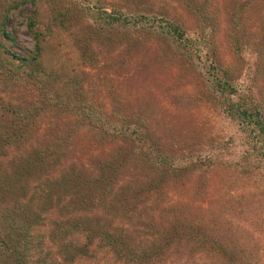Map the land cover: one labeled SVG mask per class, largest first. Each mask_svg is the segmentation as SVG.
Wrapping results in <instances>:
<instances>
[{
  "label": "rangeland",
  "instance_id": "rangeland-1",
  "mask_svg": "<svg viewBox=\"0 0 264 264\" xmlns=\"http://www.w3.org/2000/svg\"><path fill=\"white\" fill-rule=\"evenodd\" d=\"M49 1L27 0L21 5L18 0H0V21L7 5L17 6L9 11L5 30L11 40L0 38L3 48L17 55L33 51L34 41L18 11L30 15L42 34L40 65L72 80L76 90L92 93L110 120L117 118L109 115L113 102L121 103L124 117H120L162 153L163 167H168L167 158H174L169 169L178 168L180 174L154 177L150 169L124 162L111 184L114 196L159 180L158 189L137 201L135 225L121 223L120 217L105 223L106 233L118 235L115 229L122 230L135 253H147L159 232L174 228L171 233L176 236L166 249H151L149 258L139 263L106 246V236L87 239V230L73 233L63 245L60 224L76 217L55 200L40 202L42 188L33 191L34 182H29L20 202L34 205L40 215L37 234L44 237L39 244L43 254L54 264H67L62 255L69 245L80 252L68 264H264V159L259 144L242 132L226 114L227 105L221 104L229 97L233 102L264 105V0H98V7L119 23L112 28L114 33L98 38L81 35L82 24L57 29L50 23L54 5ZM83 24L89 26L91 21ZM176 30L190 40L184 55L174 46ZM223 77L234 94L228 88L223 94L213 88L212 83ZM21 93L22 89L0 81V102L19 99L25 105ZM32 129L27 136L33 137L35 146L41 145L48 131L40 123ZM125 149L121 142L101 145L78 134L71 157L42 170L38 182L65 168L94 174L92 160ZM7 165L2 161L3 167ZM4 200L0 196V215ZM82 215L105 218L106 213L94 207L77 216Z\"/></svg>",
  "mask_w": 264,
  "mask_h": 264
},
{
  "label": "trees",
  "instance_id": "trees-1",
  "mask_svg": "<svg viewBox=\"0 0 264 264\" xmlns=\"http://www.w3.org/2000/svg\"><path fill=\"white\" fill-rule=\"evenodd\" d=\"M186 1L192 3L190 0ZM26 2L27 0H18L21 5ZM49 2L54 5L50 23L62 31L68 30L73 24H82L81 35L93 34L98 38L115 32L112 28L119 25L108 15L109 13L98 7V0H50ZM16 7L14 4L7 5L2 13L0 38L4 40H11L5 25L10 17L9 11ZM18 15L23 19L25 29L34 41V45L33 51L28 55H17L0 44V81L4 80L13 89H22L21 97L25 98L23 103L25 105L20 104L19 99L7 104L2 100L0 102V196L7 201L0 215V264H54L48 254H43L39 248V244L44 240V237L37 234L39 213L34 209V205L20 202V198L25 197L24 191L29 182H34L33 191H37L38 187L42 188L38 193L43 197L40 202L55 200L57 205H63L68 213L76 217V220H69L70 223L60 224L58 234L63 245L73 233L87 230L89 233L87 239L89 236L103 240L106 236L108 240H104L106 246L113 248L114 252L127 261L137 263L146 261L151 249L153 252L165 250L172 242L176 236L171 233L174 228L168 232H159L160 238L153 241L152 248L145 249L150 250L147 253H135L133 248L126 244V235H123L122 230L115 229L118 235H113L110 231L106 233L105 223L108 219L120 217L121 223L135 225L138 220L137 212L139 213L137 201L140 203L154 189H158L159 180L141 183V186L132 189L129 187L122 194L114 196L110 195L111 184L115 182L116 174L120 172L124 162L139 164L141 169L144 167L150 169L154 177L170 178L175 172L179 173L178 168L169 169L174 158L171 157L170 160L167 158L168 167H163L162 153L154 148L145 135L120 117L123 116L121 103L116 100L113 102L109 115L117 118L110 120L104 109L97 106V100L93 98L92 93L87 94L88 92L82 88L76 90L77 86L73 88L72 80L62 77L61 73L56 74L52 70L44 69L40 65L43 50L40 43L41 31L36 29L35 21L30 15L21 11H18ZM84 20H90L91 24L84 25ZM120 25V35L123 36L125 28L121 22ZM141 35L139 32L138 36ZM173 36L174 46L182 50L184 55L190 40L186 39L179 30L174 31ZM84 44L88 45L89 41ZM90 45L87 49H90ZM223 78L215 80L212 83L213 88L221 94L228 88L229 92L234 94L235 89L227 84L226 78ZM223 101L221 104L227 105L228 117L236 120L242 132L250 135L255 144H259V155L264 159L263 103L242 104L233 102L229 97H224ZM38 123L44 126V130L49 134L41 145L35 146L33 137L27 135L33 131V125ZM78 134L93 138L95 143L101 145L121 142L126 144L128 149L120 154L113 153L114 155L111 154L106 159L104 157L103 160H92L91 163L96 169L94 174H87L81 169L77 171L65 168L59 174L47 177L42 183L38 182L42 170H48L55 165L57 167L61 161L71 157L76 148ZM130 148L133 150L140 148L144 152L139 151L138 155H134ZM2 161H8L7 167L2 166ZM204 163V160L200 161L194 168L198 169ZM144 176L146 178V174ZM107 199L111 204H108ZM34 202L35 200L32 201ZM94 207L104 209L105 218L77 216L87 213ZM64 249L67 251L62 256L67 264L80 252V249H72L69 245L64 246ZM236 252L239 253V250ZM248 257L247 255L245 259ZM240 258L239 261H242L243 255Z\"/></svg>",
  "mask_w": 264,
  "mask_h": 264
}]
</instances>
